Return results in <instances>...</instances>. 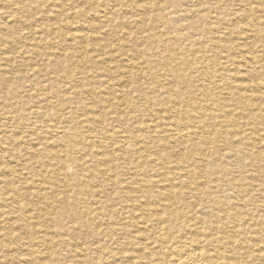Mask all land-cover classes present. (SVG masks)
<instances>
[{
    "label": "bare ground",
    "instance_id": "6f19581e",
    "mask_svg": "<svg viewBox=\"0 0 264 264\" xmlns=\"http://www.w3.org/2000/svg\"><path fill=\"white\" fill-rule=\"evenodd\" d=\"M0 264H264V0H0Z\"/></svg>",
    "mask_w": 264,
    "mask_h": 264
}]
</instances>
